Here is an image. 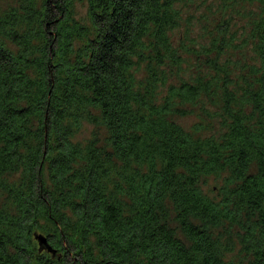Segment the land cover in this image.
Wrapping results in <instances>:
<instances>
[{"label": "trees", "instance_id": "16d2710c", "mask_svg": "<svg viewBox=\"0 0 264 264\" xmlns=\"http://www.w3.org/2000/svg\"><path fill=\"white\" fill-rule=\"evenodd\" d=\"M0 264H264V0L0 7Z\"/></svg>", "mask_w": 264, "mask_h": 264}, {"label": "rangeland", "instance_id": "374dc122", "mask_svg": "<svg viewBox=\"0 0 264 264\" xmlns=\"http://www.w3.org/2000/svg\"><path fill=\"white\" fill-rule=\"evenodd\" d=\"M9 1L10 0H3V1H1L0 2V7L5 6L6 3L9 2ZM194 14L195 15L197 14L196 10L191 11V15H194ZM194 31H195V27L193 28V33L191 34V37H193L192 40L197 39V37L195 36ZM177 39H178V36L176 35L174 37V41L176 42ZM177 121L180 124H182L186 129H189L194 123L197 122V118L194 117V116H190V117L183 118V119H179V120L177 119ZM93 130H94L93 126H91V125H85L83 131L81 132V134L79 136H77V138L79 140L87 139V138L90 137V135H91V133H92ZM100 136H101V138H103V134L102 133H100ZM208 186H209V189L210 188L211 189H215L214 187L215 186H218V183H216L213 179H210L209 180V183H208Z\"/></svg>", "mask_w": 264, "mask_h": 264}, {"label": "water", "instance_id": "95a60500", "mask_svg": "<svg viewBox=\"0 0 264 264\" xmlns=\"http://www.w3.org/2000/svg\"><path fill=\"white\" fill-rule=\"evenodd\" d=\"M38 241H39V245H40V250L47 249L48 251H50L49 248L46 245L45 239L39 238Z\"/></svg>", "mask_w": 264, "mask_h": 264}]
</instances>
